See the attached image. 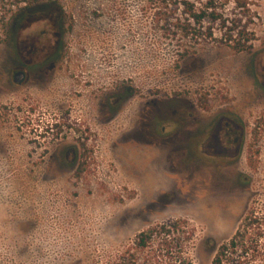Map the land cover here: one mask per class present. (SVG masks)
<instances>
[{"label": "rangeland", "instance_id": "rangeland-1", "mask_svg": "<svg viewBox=\"0 0 264 264\" xmlns=\"http://www.w3.org/2000/svg\"><path fill=\"white\" fill-rule=\"evenodd\" d=\"M153 11L0 0V264H105L175 220L211 264L264 218V0L249 53L182 52Z\"/></svg>", "mask_w": 264, "mask_h": 264}, {"label": "trees", "instance_id": "trees-1", "mask_svg": "<svg viewBox=\"0 0 264 264\" xmlns=\"http://www.w3.org/2000/svg\"><path fill=\"white\" fill-rule=\"evenodd\" d=\"M163 36L182 52L205 44L236 53L252 52L260 21V0H147ZM192 231L180 220L141 230L132 245L105 264H193L186 243ZM211 264H264V218L247 214L235 232L216 247Z\"/></svg>", "mask_w": 264, "mask_h": 264}, {"label": "water", "instance_id": "water-1", "mask_svg": "<svg viewBox=\"0 0 264 264\" xmlns=\"http://www.w3.org/2000/svg\"><path fill=\"white\" fill-rule=\"evenodd\" d=\"M21 79H22V73L19 72V73H17V74L15 75V82H16V83H20Z\"/></svg>", "mask_w": 264, "mask_h": 264}]
</instances>
